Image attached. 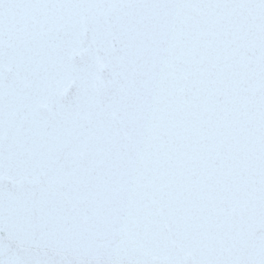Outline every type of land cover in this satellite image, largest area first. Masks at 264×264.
<instances>
[{"label": "snow or ice", "instance_id": "6c2138e0", "mask_svg": "<svg viewBox=\"0 0 264 264\" xmlns=\"http://www.w3.org/2000/svg\"><path fill=\"white\" fill-rule=\"evenodd\" d=\"M0 264H264V0H0Z\"/></svg>", "mask_w": 264, "mask_h": 264}]
</instances>
